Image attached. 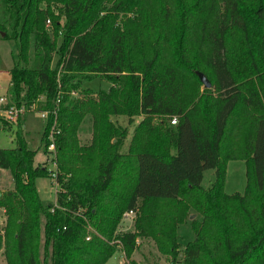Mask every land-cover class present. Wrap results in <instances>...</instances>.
I'll return each instance as SVG.
<instances>
[{
    "label": "trees",
    "instance_id": "trees-1",
    "mask_svg": "<svg viewBox=\"0 0 264 264\" xmlns=\"http://www.w3.org/2000/svg\"><path fill=\"white\" fill-rule=\"evenodd\" d=\"M0 37L17 50L8 102L48 112L40 143L47 155L55 122L57 165L44 203L46 158L35 161L21 119L0 116L15 138L0 147L13 181L0 190L4 264H105L118 250L141 264L138 238L166 260L154 264H264V0H0ZM31 49L32 66L20 65ZM95 77L109 87H80ZM120 115L140 116L125 151ZM237 159L244 189L227 194ZM190 210L199 219L181 247ZM128 211L133 229L118 232Z\"/></svg>",
    "mask_w": 264,
    "mask_h": 264
},
{
    "label": "rangeland",
    "instance_id": "rangeland-1",
    "mask_svg": "<svg viewBox=\"0 0 264 264\" xmlns=\"http://www.w3.org/2000/svg\"><path fill=\"white\" fill-rule=\"evenodd\" d=\"M17 50L15 41L12 39H4L0 37V94L6 95L8 98L9 88V74L8 70L17 62ZM54 57V62L56 60ZM33 50H30V57L28 63L20 62L22 66H32ZM81 88H91L92 90H98L99 88L106 89L109 87L108 81L95 77L91 80L85 81L81 84ZM112 119L122 126L128 128V135L124 141L122 150L127 149V145L133 132V126L139 121L140 116L133 117L131 122H128L126 116H113ZM24 122V136L28 142V146L31 149L36 150L35 161L42 162L47 158V155L41 147V137L44 132L45 122L40 116L39 111L30 108L21 116V122ZM6 133V134H5ZM10 136V138L8 137ZM79 139L81 142L89 141L91 137L90 119L87 117L80 126ZM15 145V138L13 130L6 126L4 133L0 134V147H13ZM51 164L48 162L47 166L50 169ZM200 185L204 188L208 187L213 180V169H206L203 171ZM245 184L244 176V162L243 160H229L225 167V179H224V192L227 194L238 192L242 193ZM13 181L8 170L0 169V190H6L12 187ZM36 188L41 200L44 203L55 202L56 183L51 176L39 177L36 179ZM192 214V215H191ZM191 216V217H189ZM189 216L185 221L177 226L176 234L178 242L182 247L187 241L192 239L193 233L190 228V220L192 218H198L199 215L193 210L189 211ZM124 218V216H123ZM133 214L129 217L122 219L118 232L131 231L133 229ZM132 259L135 262L141 264H154L155 262H164V257L161 256L155 249L154 244L149 239H136V247L133 251ZM0 264H4L3 255L0 253ZM105 264H128L122 250H118Z\"/></svg>",
    "mask_w": 264,
    "mask_h": 264
},
{
    "label": "built area",
    "instance_id": "built-area-1",
    "mask_svg": "<svg viewBox=\"0 0 264 264\" xmlns=\"http://www.w3.org/2000/svg\"><path fill=\"white\" fill-rule=\"evenodd\" d=\"M47 24H49V20H47ZM72 96H77L78 95V92L77 91H72L71 93ZM33 108V107H32ZM29 109H27L24 105H20V106H17V105H14V104H9L8 102V98L6 95H1L0 94V116L10 122V123H13V124H16L17 121L19 119H21V116L27 112ZM54 114H55V110H53ZM40 113V116L43 118V121L45 122V120L47 119V115H48V112L47 111H39ZM170 124H174L175 123V119L172 118L169 120ZM54 124L55 122L53 123L52 127H51V130L49 132V136H48V139H49V143H48V146H47V150H48V153H47V162H49L51 165L50 167V173H51V177L53 178V180L55 181V176H56V168H57V165H56V162L54 160V157H55V144H54V136H53V128H54ZM56 183V181H55ZM56 189H57V183H56ZM130 214H133V211H128V212H125L124 213V218L125 217H128ZM2 214L0 215V223L2 224ZM86 239L88 240L89 237H86Z\"/></svg>",
    "mask_w": 264,
    "mask_h": 264
},
{
    "label": "water",
    "instance_id": "water-1",
    "mask_svg": "<svg viewBox=\"0 0 264 264\" xmlns=\"http://www.w3.org/2000/svg\"><path fill=\"white\" fill-rule=\"evenodd\" d=\"M199 79L203 83V86H205V87L209 86V82L207 81V79L200 73H199ZM189 217H191V216H189Z\"/></svg>",
    "mask_w": 264,
    "mask_h": 264
},
{
    "label": "crops",
    "instance_id": "crops-1",
    "mask_svg": "<svg viewBox=\"0 0 264 264\" xmlns=\"http://www.w3.org/2000/svg\"><path fill=\"white\" fill-rule=\"evenodd\" d=\"M8 74H9V70H8ZM9 79H10V75H9ZM22 127H23V130H24V122L22 121ZM5 128L6 127H2L1 129H0V134L3 132L4 133V131H5ZM23 133H24V131H23ZM6 134V133H5ZM25 135V134H24ZM8 137L10 138V136L8 135ZM43 161V160H42ZM203 174V173H202ZM203 176V175H202ZM192 215V214H191ZM129 217V216H128ZM124 219V218H123ZM131 221H132V219H131ZM177 229V228H176ZM193 237V236H192ZM178 239V238H177ZM191 240V239H190Z\"/></svg>",
    "mask_w": 264,
    "mask_h": 264
}]
</instances>
